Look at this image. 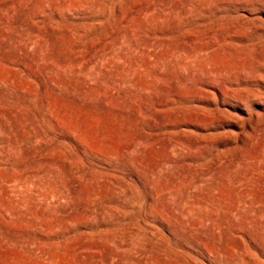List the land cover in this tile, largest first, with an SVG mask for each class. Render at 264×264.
Returning <instances> with one entry per match:
<instances>
[{"label":"rangeland","instance_id":"1","mask_svg":"<svg viewBox=\"0 0 264 264\" xmlns=\"http://www.w3.org/2000/svg\"><path fill=\"white\" fill-rule=\"evenodd\" d=\"M0 264H264V0H0Z\"/></svg>","mask_w":264,"mask_h":264}]
</instances>
